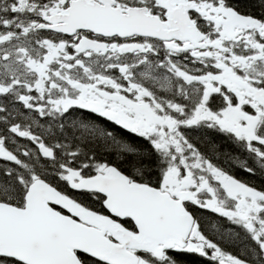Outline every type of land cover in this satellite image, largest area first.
I'll return each instance as SVG.
<instances>
[{
	"label": "snow or ice",
	"instance_id": "obj_1",
	"mask_svg": "<svg viewBox=\"0 0 264 264\" xmlns=\"http://www.w3.org/2000/svg\"><path fill=\"white\" fill-rule=\"evenodd\" d=\"M0 264H264V0H0Z\"/></svg>",
	"mask_w": 264,
	"mask_h": 264
}]
</instances>
